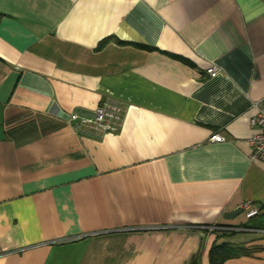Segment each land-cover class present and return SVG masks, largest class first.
<instances>
[{"label": "crops", "instance_id": "1", "mask_svg": "<svg viewBox=\"0 0 264 264\" xmlns=\"http://www.w3.org/2000/svg\"><path fill=\"white\" fill-rule=\"evenodd\" d=\"M263 98L264 0H0V264H264ZM105 100L116 133L73 131Z\"/></svg>", "mask_w": 264, "mask_h": 264}, {"label": "built area", "instance_id": "2", "mask_svg": "<svg viewBox=\"0 0 264 264\" xmlns=\"http://www.w3.org/2000/svg\"><path fill=\"white\" fill-rule=\"evenodd\" d=\"M205 73L210 78H215L218 74L216 67L208 68ZM255 114L249 118V128L251 130L248 138V143L251 148L250 161H260L264 163V98L253 104ZM125 116V110L122 104L111 100H105L102 104L97 106L91 114H85L80 111H73L68 114L67 122L75 132H92L97 134L116 133ZM210 141L213 143H220L224 141V138L215 133L210 137ZM240 214L250 221L253 218L258 217L262 212L252 201H246L239 206ZM167 229V226H146L132 228L125 231H158ZM208 232L213 231H226V232H240V231H259L255 228H249L244 225L232 227L223 225H213L205 227ZM100 233H93L89 235H97ZM85 237V235H79L74 237H68L60 242H71L79 240ZM5 253H0V257L5 256Z\"/></svg>", "mask_w": 264, "mask_h": 264}, {"label": "trees", "instance_id": "3", "mask_svg": "<svg viewBox=\"0 0 264 264\" xmlns=\"http://www.w3.org/2000/svg\"><path fill=\"white\" fill-rule=\"evenodd\" d=\"M242 247L232 248L228 244L213 245L209 253V264H223L225 261L240 255H247Z\"/></svg>", "mask_w": 264, "mask_h": 264}, {"label": "water", "instance_id": "4", "mask_svg": "<svg viewBox=\"0 0 264 264\" xmlns=\"http://www.w3.org/2000/svg\"><path fill=\"white\" fill-rule=\"evenodd\" d=\"M239 215H240V211L237 210V211L225 214L224 218L227 219V220H232V219L236 218Z\"/></svg>", "mask_w": 264, "mask_h": 264}, {"label": "rangeland", "instance_id": "5", "mask_svg": "<svg viewBox=\"0 0 264 264\" xmlns=\"http://www.w3.org/2000/svg\"><path fill=\"white\" fill-rule=\"evenodd\" d=\"M242 217V215L240 214L239 216H237V218H241Z\"/></svg>", "mask_w": 264, "mask_h": 264}]
</instances>
